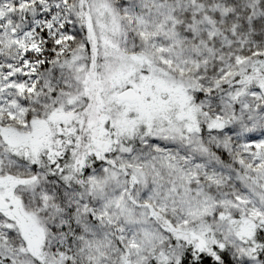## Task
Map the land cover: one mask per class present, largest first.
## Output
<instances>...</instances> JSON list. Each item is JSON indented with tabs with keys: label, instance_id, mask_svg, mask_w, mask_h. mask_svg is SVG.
I'll list each match as a JSON object with an SVG mask.
<instances>
[{
	"label": "snow or ice",
	"instance_id": "obj_1",
	"mask_svg": "<svg viewBox=\"0 0 264 264\" xmlns=\"http://www.w3.org/2000/svg\"><path fill=\"white\" fill-rule=\"evenodd\" d=\"M0 264H264V0H0Z\"/></svg>",
	"mask_w": 264,
	"mask_h": 264
}]
</instances>
